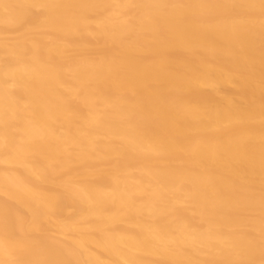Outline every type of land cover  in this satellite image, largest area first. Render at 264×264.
Listing matches in <instances>:
<instances>
[{
    "label": "bare ground",
    "instance_id": "6f19581e",
    "mask_svg": "<svg viewBox=\"0 0 264 264\" xmlns=\"http://www.w3.org/2000/svg\"><path fill=\"white\" fill-rule=\"evenodd\" d=\"M0 264H264V0H0Z\"/></svg>",
    "mask_w": 264,
    "mask_h": 264
}]
</instances>
